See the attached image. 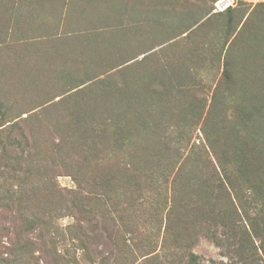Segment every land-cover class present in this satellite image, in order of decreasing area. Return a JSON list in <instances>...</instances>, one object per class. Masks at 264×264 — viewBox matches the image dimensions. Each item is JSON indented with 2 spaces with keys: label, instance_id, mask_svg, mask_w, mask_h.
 <instances>
[{
  "label": "rangeland",
  "instance_id": "obj_1",
  "mask_svg": "<svg viewBox=\"0 0 264 264\" xmlns=\"http://www.w3.org/2000/svg\"><path fill=\"white\" fill-rule=\"evenodd\" d=\"M104 1L0 0V196L15 195L8 209L0 205V253L29 246L24 264H189L192 253L194 264H264V169L255 162L234 172L247 97L260 94L248 78L264 81V0H234L224 12L219 0H116L114 21ZM102 55L111 64L63 85L62 63L85 69ZM227 57L235 71L229 93L221 85ZM107 80L118 92H80ZM13 126L20 162L11 180ZM222 138L229 150H212ZM31 154L42 168L35 174L51 171L63 195L80 203L76 217L38 218L40 233L30 232L37 216L22 204ZM86 160L120 161L115 184L93 187ZM139 161L163 173L125 170ZM222 168L251 205L219 213L218 191L239 203L221 175L227 192L212 187ZM66 230L84 244L50 241Z\"/></svg>",
  "mask_w": 264,
  "mask_h": 264
},
{
  "label": "trees",
  "instance_id": "obj_2",
  "mask_svg": "<svg viewBox=\"0 0 264 264\" xmlns=\"http://www.w3.org/2000/svg\"><path fill=\"white\" fill-rule=\"evenodd\" d=\"M114 1L116 0H105L104 1V3L107 4V6H104L105 11L109 14V19L112 18L113 21L118 16L117 13H115L117 9H115ZM87 42L89 44H92L90 39H88ZM113 45L115 44H110L105 49L109 50ZM117 57H120V55H117ZM96 59L97 60L99 59L100 61H97ZM110 62L111 61L108 62L106 58H103V55L100 56L99 58L92 57V60L89 62L87 67L84 69V67H80V66L75 67L72 64L70 65V62L68 59L64 63H62V65L60 66L61 69L57 67L56 71L60 69L58 73L60 74V76H62V79H65L63 80V85L64 86L68 85L72 87L73 85H75V83L78 82L77 80L79 79L76 77L77 74L75 73L81 74V76L79 75L80 77H82V75H85V74L89 75L90 73H93L96 70L107 67V65L111 64ZM225 65L226 67H225L224 74H223V77L225 79L224 81H221V85H222V88L225 87L224 91L229 93L231 89L230 84L235 79L234 74H233L235 71L232 70V65L230 66V60L228 57H227V61ZM74 67H75L76 72L73 70ZM65 75L68 77L65 78L64 77ZM261 76H263L264 78L263 74ZM87 79L83 80V82H80L81 84H76V85H83L82 83H85ZM248 80L252 82L254 85L255 83H258L256 86L260 94H258L257 96H253L252 98L247 97L248 98L247 100H250L248 101L250 102V104H249V107L247 108V111L243 113L242 120L248 126H239V127H244V129L240 131L238 138H237L239 146H240V149H239L240 156L238 159V161L240 162L238 164L239 168H237L234 172L238 171V169L240 171L241 169H246V168L252 171V167H254L255 162L261 163L262 164L261 168L264 169V81L255 82L252 80L251 76H249ZM110 82H111L110 80H107V81H99L95 84L91 83L89 84V87H87V89H83L80 92H83V93L89 92V93H95V94L98 93L97 91H103L102 93L104 94L106 93L113 94V93L118 92V89L114 87L112 83L110 84ZM97 86H101V88H99L100 90H98ZM14 132L15 130L13 126L8 136L9 143L7 144V148L9 147V150H10L9 158L7 160L10 161L11 163V170L9 172V174H11L10 175L11 180L18 178L19 169H17L16 163L20 162L19 160L15 158V146H16L15 139L16 138L14 137ZM100 143L101 142H98V143L96 142L93 145V147L96 148L97 146L101 145ZM229 143L230 142L227 141V139L225 138L223 139L222 142L220 141L218 143H214L213 141L212 143H210L211 144L210 146L212 150H214V147H216L215 145L222 146L223 149L225 148L229 150ZM34 157L35 156L33 154L28 155L27 160L25 161V166L23 168L22 173L24 175L25 187H24L23 196H22V204H24L27 209L34 210V216L35 215L37 216L36 218L34 217V221L30 224L31 226L27 224L24 226L27 229L30 226V228L32 229V231L30 232L39 230V233H40L42 232V226L39 223L40 220L38 218L44 217L51 221L53 220L55 221V220L61 219L63 216L67 215V213H71L76 217L75 211L78 209V206L80 205V203L77 202L78 198L69 200L70 198L69 196L63 195L64 191L62 188H59L55 184V178L53 179V173L51 171L48 173L42 172L36 175L34 171L38 172L42 168H39V166L37 167L33 166ZM106 157L107 155L104 157V159H106ZM102 160L103 158L101 159V161ZM86 161L89 162V167L93 168V175L90 178L91 185L93 187L99 188V189H107L109 188V186L115 184L113 182L118 175V169H120L119 168L120 161L118 162L115 161L114 164H112V162H108V163L103 162L104 163L103 166H101L102 164H100L101 161L95 162V164L92 161H89V160H86ZM153 162L154 161H150V162L139 161L133 164L131 163L125 167V170L128 172L133 171V174H132L133 176L144 175L145 177H150L151 179L153 175L157 173H163V169L161 166H158V167L151 166V164L156 165V163H153ZM198 164L202 167L203 170L209 169L208 168L209 163H208V167L204 163L203 164L198 163ZM197 167H198L197 169L200 170L199 166ZM217 170L214 173V177L213 175L211 177V180L212 181L214 180V184L212 185V187L216 188V190L226 191V189L223 187V184H221L222 183L221 180L223 181L224 179L225 183H227L228 185L229 190L231 192L232 190L235 191L234 193L237 196V199L235 201L239 202L235 206V203H233V201L231 202V199L229 200V197L228 199H227V196L225 197V192H224V195L221 196V194L219 195V191H218V196H217L218 201L216 202V204H217V209L219 213L222 210V208H227L224 211L225 213L226 211H229V209L232 210V207H235V208L241 207L244 209V204L251 205L250 201L248 203L246 201L249 198H246L245 201L243 199V197L245 196L240 198L239 193H242V189L240 188L238 183L230 182V179L232 180V178H234L233 177L234 172L227 171L224 168H222V170L219 169L218 172ZM219 176L223 179L221 178L219 179ZM217 177H218V180H217ZM215 181L217 182V184L215 183ZM256 187H258V185L251 187V189L257 191ZM14 196L15 195H10L9 193H6L4 196L1 195L0 205H6V209H8L10 207V204H8V202L14 204V202H11ZM76 220L78 222L79 219L76 218ZM130 221L128 223L129 227L135 228L138 226L137 224H135L134 219H131ZM259 224L260 223H257V226ZM224 227L228 229V225L226 223H224ZM258 229L259 231H261L260 230L261 228H258ZM132 233L133 235L134 234L136 235V231ZM262 233H264V231ZM82 234L84 233H81V235ZM79 236L80 235L73 237L70 231L66 230L64 233H56L55 237L50 236L49 239H51L50 241H52L54 244L59 243V244L65 245L66 248H69L68 246L69 245L72 246L74 241H78L79 243L84 244V239L83 240L80 239ZM83 236L84 235H82V237ZM36 238L43 240L44 236L41 237L40 235H38L36 236ZM226 239L230 241L229 236H227ZM68 240L72 242H69L67 244ZM139 242L143 245V239H140ZM213 243L219 248L227 247L223 243V241L217 237L213 240ZM85 245H86V249L88 250V248L90 247L89 244L85 243ZM29 250H30L29 246H26V247H19L18 249H13L11 253L1 252L0 253V264H24V262H22V259L25 256L24 253H29L30 252ZM63 256L64 255H61L60 257L63 258ZM189 259H192V262L189 264H194L197 257L192 253Z\"/></svg>",
  "mask_w": 264,
  "mask_h": 264
},
{
  "label": "built area",
  "instance_id": "obj_3",
  "mask_svg": "<svg viewBox=\"0 0 264 264\" xmlns=\"http://www.w3.org/2000/svg\"><path fill=\"white\" fill-rule=\"evenodd\" d=\"M234 0H219L216 3V8L218 12L227 11L230 7L233 6Z\"/></svg>",
  "mask_w": 264,
  "mask_h": 264
}]
</instances>
